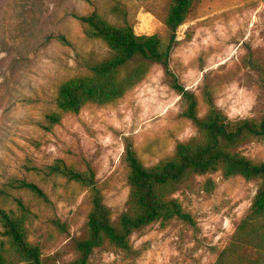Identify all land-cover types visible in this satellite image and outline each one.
<instances>
[{
	"label": "rangeland",
	"instance_id": "rangeland-1",
	"mask_svg": "<svg viewBox=\"0 0 264 264\" xmlns=\"http://www.w3.org/2000/svg\"><path fill=\"white\" fill-rule=\"evenodd\" d=\"M170 3L0 0V209L16 210L17 199L28 205L27 238L48 264L76 259L75 243L85 236L91 210L90 191L50 175L49 167L63 162L80 172L92 168L116 221L130 192L126 143H133L149 167L197 133L181 117L180 96L160 64H152L145 80L115 104L87 106L47 129L45 117L57 110L60 85L87 75L89 64L110 56L104 43L87 37L72 13L98 12L115 26L130 24L137 35L166 40ZM177 40L170 69L198 98L201 117L208 110L205 90L232 120L264 116V0H196ZM242 151L264 162V141L247 143ZM19 181L41 187L48 201L16 189ZM256 191V182L241 177L194 176L174 195L194 225L178 219L165 226L153 223L132 235L130 251L107 243L94 251L89 264H215Z\"/></svg>",
	"mask_w": 264,
	"mask_h": 264
},
{
	"label": "trees",
	"instance_id": "trees-1",
	"mask_svg": "<svg viewBox=\"0 0 264 264\" xmlns=\"http://www.w3.org/2000/svg\"><path fill=\"white\" fill-rule=\"evenodd\" d=\"M195 1L171 0L165 18L166 40L158 35H137L130 24L115 26L98 12L86 16L72 13L85 27L87 37L104 43L110 56L89 64L87 75L60 85L57 110L45 117L47 129L59 125L65 115H77L87 106L115 104L145 80L152 64H160L172 89L180 96L181 117L191 121L197 133L190 141L179 143L172 156L149 167L144 165L133 143H126L123 161L128 168L130 192L126 210L116 221L104 203L92 168L80 172L63 162L48 168L50 175L66 178L90 191L86 233L76 241V259L70 264H89L94 251L107 243L130 251L132 235L153 223L165 226L178 219L194 225L193 216L174 195L192 177L216 173L226 179L241 177L256 182L257 191L215 264H264V162L254 161L242 151L247 143L264 141V116L232 120L216 107L214 94L205 90L208 110L201 117L198 98L170 69L171 54L178 43L177 31L185 24ZM261 70L264 82V67ZM16 189L48 201L46 193L35 183L19 181ZM16 202V210L0 209V264H48L42 259L40 248L27 238L31 215L28 205L21 199Z\"/></svg>",
	"mask_w": 264,
	"mask_h": 264
}]
</instances>
